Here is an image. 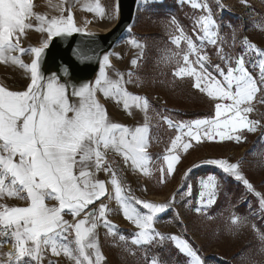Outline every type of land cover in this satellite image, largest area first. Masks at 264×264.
Listing matches in <instances>:
<instances>
[{"label": "snow or ice", "instance_id": "6c2138e0", "mask_svg": "<svg viewBox=\"0 0 264 264\" xmlns=\"http://www.w3.org/2000/svg\"><path fill=\"white\" fill-rule=\"evenodd\" d=\"M187 2L192 8L207 12L196 21L202 33L198 36L201 43L198 46L191 36L179 29L180 35L174 36L171 42L179 48L183 40L187 49L182 57L177 51L164 59H177L174 76L193 78V86L200 92L213 100L230 103L217 102L214 117L176 125L182 134L175 136L163 156L166 168H160L162 180L175 172L180 160L178 150L188 152L193 147V141L198 145L204 140L214 141L219 137L221 141L239 142L241 135L238 133L244 130L255 132L259 124L249 119L247 114L253 111L251 102L264 87V50L247 38L242 41L244 52L236 57L218 46L216 55L225 65H215L218 78L209 71L210 61L203 53V44L205 41L214 46L218 44L221 39L219 26L206 2ZM241 3L247 5V0H241ZM55 7L59 15L49 17L47 13L34 12L33 0H0V62L10 61L18 65L30 73L31 80L25 91H10L0 86V199L7 196L27 201V206L0 204V264H41L48 249L57 256L62 252L74 264H102L105 257L100 250L97 229L103 223L110 235H116L115 226L107 218L110 209L101 200L107 194L105 181L97 178V173L102 170L111 173L110 183L123 216L138 229L133 234L132 244L151 245L170 239L175 248L189 258V264H204L186 239L176 235L165 237L156 232L153 226L155 218L168 206L125 194L126 189L117 173L106 163L108 153L114 152L122 156L125 164H130L133 170L150 175L147 151L150 103L146 97L134 95L124 86L133 82L131 74L127 81L123 74H117L118 79H112L107 72L111 67L109 54H105L94 82L69 85L61 82L56 74L47 79L42 75L41 58L48 41L81 31L70 10L65 16L62 6ZM87 10L101 17L106 14L99 0L89 5ZM31 29L46 33L47 38L40 47L25 49L21 47V37ZM128 43L140 47L135 39H129ZM16 52L21 55L30 52L33 59L25 63L19 56L12 55ZM250 53H255L259 59L249 60ZM191 56L195 59H190ZM248 63L258 66V80L246 67ZM132 64L137 65V60L134 59ZM98 92L118 104L122 103L129 114L133 107L139 109L145 115L144 124L130 128L113 122L97 99ZM169 126H173L171 121ZM207 163L241 182L248 192L259 198L260 209L264 212V193L256 191L246 178L241 162L218 159ZM200 183L199 206L194 209L196 213H202L215 202L219 187L214 175L202 178ZM47 201L56 203L49 206ZM97 201H100L98 207ZM82 214L83 218L76 220ZM65 215H71L75 223H69ZM231 226L239 230L248 226V219L233 214ZM252 227L255 228V225ZM73 235L74 238L70 239ZM259 236L264 241V233H259ZM9 239L12 249L4 253L3 242ZM119 240L125 241L126 238L120 235ZM261 251L264 252V248ZM150 264L164 262L153 257Z\"/></svg>", "mask_w": 264, "mask_h": 264}, {"label": "rangeland", "instance_id": "374dc122", "mask_svg": "<svg viewBox=\"0 0 264 264\" xmlns=\"http://www.w3.org/2000/svg\"><path fill=\"white\" fill-rule=\"evenodd\" d=\"M95 2L96 0H33V10L41 14L47 13L51 17L59 15L55 6L60 5L65 9V16L68 10L72 12L76 26L81 27L82 30L85 27L89 31L103 32V29L119 21L121 16L119 0H99L106 13L103 17L87 10V7L94 5ZM198 2L208 4L219 26L221 39L218 40V44L214 46L206 41L203 44V53L208 55L210 61L209 71L218 78L215 65L220 64L221 67H225L216 55L218 46L236 57L244 52L242 41L247 38L257 48L264 50V0H247V5L241 3V0H198ZM136 14L133 25L108 52L111 62V67L107 69L109 76L115 80L118 79L117 74H123L124 80L127 81L131 74L133 82L125 83L124 86L132 94L146 97L150 103L147 113L150 125L147 149L150 156V175L133 170L130 164L123 165L118 155L111 152L118 159L120 173L118 177L126 189L125 194L130 193L132 197L143 201L142 195L146 192L139 187L140 183L149 185L152 191L160 194L158 197H150L152 201H163V205L168 206L155 218L153 226L156 232L165 237L176 235L186 239L200 255L204 264H264V252L261 251L264 248V241H261L259 236V233H264V212L260 209L259 198L248 192L241 182L223 173L219 167L207 163L209 160L218 159L231 163L241 162L246 178L256 191L264 193V102H262L264 87L251 102L253 111L247 114L249 119L259 122L255 132L244 130L238 133L241 135L239 142L221 141L219 137L214 141L204 140L198 145L193 141V147L188 152L178 150L180 160L175 166V172L162 180L160 168H166L163 156L175 136L182 134L176 125L180 122L214 117L215 104L217 102L227 104L230 101L213 100L193 86V78L174 76L177 59L170 61L164 59L166 55L177 51L182 57L183 52L186 51L185 41H181L179 48L171 42L174 36L180 35L179 29L191 36L194 43L200 45L198 36L202 33L196 21L200 16L207 15L206 10L192 8L187 0H139ZM32 22L35 25V20ZM73 35L76 42L87 39L81 32H74ZM46 38V33L35 29L28 30L27 34L21 37V47L25 49L40 47ZM61 38H65V35L53 37L48 41L41 63L50 55L52 47L50 42ZM129 39H135L140 47H133L128 43ZM87 51L89 53L86 52V68L94 55L93 51ZM12 55L19 56L25 63H30L33 59L30 52L23 55L16 52ZM134 59L137 60L135 66L132 64ZM190 59L194 60L195 57L191 56ZM248 59L258 60L259 57L255 53H250ZM246 67L258 80V66L253 67L252 63H248ZM95 78L96 76L86 77L72 82L78 86L80 83L94 82ZM30 83V73L10 61L0 62V86L10 91H25ZM98 94L101 99L104 98L111 104L116 103L112 98H105L101 92L97 93V99H99ZM169 121L173 126H169ZM184 139L187 140V137L185 136ZM209 175H214L219 185L215 202L202 213H196L194 209L199 206L201 179H206ZM0 204L9 207L27 206V201L5 196L0 199ZM141 211L147 212L142 207ZM233 214L247 217L248 226L239 230L232 228ZM107 218L110 222L113 221L111 224L115 226L116 233L115 236L110 235L108 229L103 227L104 238L100 246L107 252L105 258L109 264H150L153 257L163 261L164 264H189V258L181 254L170 239H165L162 243L154 242L151 245L132 244L131 239L138 229L123 216L116 199ZM252 225H255V228ZM120 235L125 236L126 240L120 241ZM69 238L73 239L74 236ZM11 249L10 239L3 242L4 253ZM50 262L74 264V261H70L62 252L57 256L48 249L41 264H50Z\"/></svg>", "mask_w": 264, "mask_h": 264}, {"label": "water", "instance_id": "95a60500", "mask_svg": "<svg viewBox=\"0 0 264 264\" xmlns=\"http://www.w3.org/2000/svg\"><path fill=\"white\" fill-rule=\"evenodd\" d=\"M119 5L120 19L109 32L96 33L97 35L81 32L87 38L86 41L76 42L73 34L52 40L50 55L45 57L41 63V73L45 79L56 74L61 78V82L72 85L75 79L97 76L103 55L108 54L109 50L125 34L134 17L136 0H119ZM87 50L93 51L94 55L86 68V52L89 53Z\"/></svg>", "mask_w": 264, "mask_h": 264}, {"label": "crops", "instance_id": "0c3cea01", "mask_svg": "<svg viewBox=\"0 0 264 264\" xmlns=\"http://www.w3.org/2000/svg\"><path fill=\"white\" fill-rule=\"evenodd\" d=\"M135 95V94H134ZM99 96V101L104 105V107L106 108L109 118L116 123H120L122 125L128 126L130 128H134L137 126H142L145 122V115L143 112H141L139 109L133 107L131 109V114H129L128 111L124 110L122 103L118 104V103H113L111 104L110 102H107L104 98H100ZM114 153V152H112ZM118 155V154H117ZM118 157L122 160V164L125 165V162L122 158V156L118 155ZM126 166V165H125ZM140 177V176H139ZM143 177V175L141 176ZM97 178L100 180L105 181L106 184V188H107V194L101 198V200L108 205V208L110 209L112 207L113 202L115 201V192H114V188L110 183V179L111 176L105 172V171H100L99 173H97ZM137 180L139 178H136ZM144 192L142 196L144 199H142L143 201H147V202H151V203H156V204H163V201H157V200H151L150 197H158L160 196V194L155 193L154 191H152L149 187V185H143V183H140V186ZM47 203L49 204V206H52L53 204H55V201H47ZM100 201L96 202V206H99ZM91 207V206H90ZM83 218V214L81 215V217H77L76 220ZM65 219L69 222V223H75V220L73 219V217L71 215H65ZM113 222V221H111ZM103 223L100 224V226L97 229V235H98V240H99V245L100 242L103 240ZM74 236V235H73ZM100 250L103 254L104 257L107 256V252L105 251V249L103 247L100 246ZM102 264H109L108 260L105 258L104 261H102Z\"/></svg>", "mask_w": 264, "mask_h": 264}, {"label": "bare ground", "instance_id": "6f19581e", "mask_svg": "<svg viewBox=\"0 0 264 264\" xmlns=\"http://www.w3.org/2000/svg\"><path fill=\"white\" fill-rule=\"evenodd\" d=\"M138 4H139V0H136V8H135V10H134V17H133V19L131 20V22L129 23V25H128V28H127V30L130 28V26H132L133 25V23L135 22V19H136V13H137V10H138ZM113 26H114V24H113ZM113 26H111V27H109V28H106V29H103V32H97V31H95V32H93V31H89V29H87V28H83V30L81 29V27H79V26H77V27H79L80 29H81V31L80 32H82V33H86V34H93V33H107V32H109L112 28H113ZM100 29V28H99ZM102 30V29H101ZM93 32V33H92ZM127 32V31H126ZM125 32V33H126ZM10 246V245H9Z\"/></svg>", "mask_w": 264, "mask_h": 264}, {"label": "built area", "instance_id": "2783aa9c", "mask_svg": "<svg viewBox=\"0 0 264 264\" xmlns=\"http://www.w3.org/2000/svg\"><path fill=\"white\" fill-rule=\"evenodd\" d=\"M106 163L108 165L111 166L112 170H114L117 175L119 176V169H118V166H119V162H118V159L117 157H115L111 152L108 153L107 155V158H106ZM109 175H111L110 172H107ZM145 178H142V180H144Z\"/></svg>", "mask_w": 264, "mask_h": 264}]
</instances>
